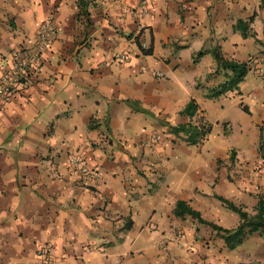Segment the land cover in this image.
Masks as SVG:
<instances>
[{"label": "crops", "instance_id": "0c3cea01", "mask_svg": "<svg viewBox=\"0 0 264 264\" xmlns=\"http://www.w3.org/2000/svg\"><path fill=\"white\" fill-rule=\"evenodd\" d=\"M146 1L137 19L140 0H0V78L15 54L33 48L44 21L56 26L37 70L0 109V264H264L258 233L230 251L209 227L173 215L184 201L234 229L239 218L215 197L248 213L257 195L264 199L258 147L247 156L209 135L190 145L171 131L203 124L205 100L238 95L233 105L262 118L259 144L264 70L249 104L245 82L208 96L231 75L217 68L215 48L249 72L264 69V0ZM238 21L247 22L246 37ZM190 100L192 118L179 114ZM71 155L99 178L82 179ZM45 245L50 263L38 258Z\"/></svg>", "mask_w": 264, "mask_h": 264}, {"label": "trees", "instance_id": "16d2710c", "mask_svg": "<svg viewBox=\"0 0 264 264\" xmlns=\"http://www.w3.org/2000/svg\"><path fill=\"white\" fill-rule=\"evenodd\" d=\"M249 23V22H248ZM236 29H238L243 37L248 35V24L247 22L238 21L236 24ZM140 51L144 55H151V47L148 50L138 46ZM212 56L217 64V68L223 71L229 72L231 75H226V82L220 85L217 89L212 90V95L208 97H217L224 92L238 91L239 84L243 82L244 78L250 71L248 63H236L233 61H228L222 57L219 50L215 48L212 52ZM203 52L197 54L198 57L202 56ZM228 77V78H227ZM245 113H248L246 107L240 105ZM197 111V105L194 100H190L185 108L179 113L182 116H187L192 118ZM171 131L174 134H184L187 136V141L189 144H193L194 141L203 140L207 134L210 133L211 127H204L203 124L192 125L191 123L180 124L175 127H171ZM199 139V140H198ZM199 141V142H200ZM258 154L261 159H264V127L259 128V144H258ZM218 201H220L226 208L235 213L239 218L238 225L231 230L224 229L213 222L207 221L202 218L200 212L192 209L186 202L178 201L174 207L173 215L179 219H185L189 217L195 220L198 224L205 225L209 227L216 235L223 241L225 247L232 251L240 246L248 236L258 233L264 237V199L261 195H257V202L253 208V214H249L245 211L243 206H236L234 203L227 199L216 196Z\"/></svg>", "mask_w": 264, "mask_h": 264}, {"label": "rangeland", "instance_id": "374dc122", "mask_svg": "<svg viewBox=\"0 0 264 264\" xmlns=\"http://www.w3.org/2000/svg\"><path fill=\"white\" fill-rule=\"evenodd\" d=\"M263 67L260 68V72L256 73L255 71L249 72L244 78L243 84V103L249 104L251 101L252 95L250 94L254 87L262 85V73ZM183 84L188 81L187 71H183L182 75ZM228 78V77H227ZM226 82V81H225ZM180 84V83H179ZM177 87V86H176ZM176 87H174V91L176 93ZM182 89V86H180ZM184 94V87H183ZM229 92V91H228ZM224 92V93H228ZM224 95V94H223ZM224 103H217L216 101L205 100L202 103L203 114L205 118V122L203 126L211 127V131L209 134L210 142H216L223 147L230 146L231 148H235L237 151L246 154L247 156L254 149V146L258 147L257 144V126L256 123L261 121V117L257 114H248L245 113L239 105H233L235 101H239L240 98L238 95L234 97L224 98ZM222 99V100H223ZM200 122H197L194 125L199 126ZM202 124V123H201ZM180 136L184 137L187 141V136L180 133ZM199 140V139H198ZM202 140V139H201ZM200 141V140H199ZM199 141H194L192 145H198ZM191 145V144H190ZM228 213L232 215L235 219L236 223L238 222V216L229 211ZM253 212V211H251ZM249 212V214H251ZM223 224V223H221ZM227 227V225H225ZM254 244V242H248L244 247L249 248L250 245Z\"/></svg>", "mask_w": 264, "mask_h": 264}, {"label": "built area", "instance_id": "2783aa9c", "mask_svg": "<svg viewBox=\"0 0 264 264\" xmlns=\"http://www.w3.org/2000/svg\"><path fill=\"white\" fill-rule=\"evenodd\" d=\"M141 5L135 11L137 19H142L147 11V1L140 0ZM130 12V10H129ZM56 36V26L51 19L42 23L36 33V40L33 48L27 50L23 54H15L11 67L0 78V109L11 103L16 87L34 71L37 70L41 55L49 49L52 39ZM120 60L126 58L125 55L119 57ZM260 66L262 61L253 63ZM161 139L160 135L153 138L154 142ZM68 165L77 170L82 179L86 181H94L99 178V171L88 166L85 159L80 155H71L68 157ZM256 168L261 173H264V164L259 163ZM38 258L42 263L52 262V246L45 245L38 250Z\"/></svg>", "mask_w": 264, "mask_h": 264}]
</instances>
